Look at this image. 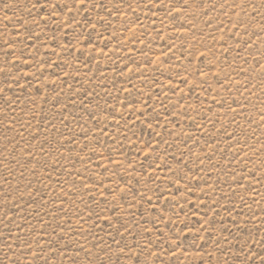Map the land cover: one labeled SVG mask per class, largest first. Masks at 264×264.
Wrapping results in <instances>:
<instances>
[{"label": "rangeland", "instance_id": "1", "mask_svg": "<svg viewBox=\"0 0 264 264\" xmlns=\"http://www.w3.org/2000/svg\"><path fill=\"white\" fill-rule=\"evenodd\" d=\"M0 264H264V0H0Z\"/></svg>", "mask_w": 264, "mask_h": 264}]
</instances>
